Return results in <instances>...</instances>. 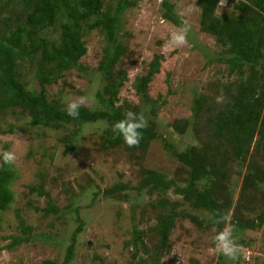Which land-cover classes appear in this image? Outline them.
I'll return each instance as SVG.
<instances>
[{
    "label": "rangeland",
    "instance_id": "rangeland-1",
    "mask_svg": "<svg viewBox=\"0 0 264 264\" xmlns=\"http://www.w3.org/2000/svg\"><path fill=\"white\" fill-rule=\"evenodd\" d=\"M132 1L135 5L124 11L119 19L118 34L128 48V55L125 53L116 66L127 75L116 105L122 101L131 106L138 103L147 121L155 124V132L161 140L179 152L198 147L203 142L202 134L190 128L194 97L201 94L216 99L234 76L226 75L224 65L215 61L208 64V58L216 57L218 46L212 37L198 30L195 0H166L173 5L178 19L187 20L191 25L188 44L183 47L167 46L172 33L180 27L161 17V0ZM226 4L227 1L222 5L220 0L215 14L226 10ZM83 40L86 53L79 60L78 67L65 72L62 80L46 89L48 96L64 107L67 97H88L90 102L83 106H97L94 93L101 89L102 81L96 68L104 43L96 31L89 32ZM157 54L162 55L163 60L147 92L148 99L156 101L157 105L152 115L150 108L135 95L133 81ZM25 68L23 71L27 72V66ZM24 80L32 82L29 74ZM30 85L37 88L33 82ZM182 119H188L189 124L184 133L178 134L173 131L172 124L174 120ZM9 127H13L11 133L0 135V152L6 147V151L16 153L17 160L11 165L14 170L10 185L12 202L6 211L0 212V264H37L43 260L59 264L77 225L72 208H78L83 226L75 237L69 264H138L146 256L140 248L138 251L132 248L133 228L143 230L142 238L147 248L155 243L156 238L144 230L155 223L156 213L148 208V204L160 197L170 203L177 201L175 210L180 215L175 219L168 237L169 246L161 254L158 264H264V226L259 231L239 232L230 222L245 166L253 156L251 147L244 164L234 162L229 165L225 196L231 200L226 212L230 219L216 230L212 225L196 227L190 218L209 220L211 215L182 203L172 189L165 196L139 190L141 174L145 170L164 174L166 179L182 184L180 181L186 167L163 150L160 139L151 142L144 157L137 160L136 155L123 150L111 155L98 151V137L104 127L101 122L82 125L73 140L74 149L66 153L62 136L72 132L74 125L54 131L31 126L26 115L18 118L1 116L0 129ZM261 165L264 168V159ZM38 183L48 198L28 192L29 186ZM119 185H122L121 190ZM114 187L119 191L115 190L112 196L103 195V190ZM258 192L264 193V185L257 186L255 193ZM48 204L54 206L57 213L43 215L41 210ZM258 212L256 207L245 217L251 219ZM18 218L23 227L19 226ZM226 226L232 229L236 242L245 250L237 261L230 260L215 247L218 233ZM23 236L28 238L27 242L8 246L14 238ZM241 240L245 245L240 243Z\"/></svg>",
    "mask_w": 264,
    "mask_h": 264
},
{
    "label": "trees",
    "instance_id": "trees-1",
    "mask_svg": "<svg viewBox=\"0 0 264 264\" xmlns=\"http://www.w3.org/2000/svg\"><path fill=\"white\" fill-rule=\"evenodd\" d=\"M219 1H194L198 10V30L212 37L218 46L216 57L208 58V64L215 61L224 65L226 75H233L234 79L217 94L223 93V103H216V99L209 95L194 97L190 128L202 134L203 142L198 147L179 152L161 140L155 132V124L149 120L139 147L129 148L122 137L112 131V125L123 119L125 112L144 114L138 103L131 106L122 101L116 105L119 91L127 82L125 71L116 66L125 53L128 55V48L118 34L119 19L124 11L135 5L132 0H0V118L26 115L31 126L54 131L74 125L72 132L62 136L64 153L74 149L73 140L84 124H104L98 137V151L105 155L123 150L133 153L140 160L151 142L160 139L163 150L186 167L180 181L182 184H175L164 174L145 170L141 174L139 190L165 196L172 189L171 192L180 197L182 203L211 215L209 220L190 218L195 221L196 227L212 225L216 230L223 227L222 217L231 206V200L225 196L229 165L234 162L244 164L251 147L253 156L245 166L239 198L230 222L239 232L259 231L264 226V193H255L258 185H264V168L261 165L264 159V0H226V10L216 15ZM160 6L161 17L180 27L182 20L173 12V5L161 0ZM91 31H96L104 43L96 68L102 87L94 93L97 106H81L79 118L73 119L66 114L59 101L48 96L46 89L62 80L65 72L78 67L79 60L86 53L83 38ZM162 60V55H153L146 70L135 76L133 81L135 95L150 108L152 115L157 105L156 101L148 99L147 92ZM25 66L27 72L23 71ZM27 74L37 88L30 85L32 82L24 80ZM161 104L164 102L161 101ZM188 124V119L174 120L172 129L182 134ZM12 129H0V135L11 133ZM4 151L6 147H2L0 153ZM13 180L11 165L0 161V212L6 211L12 202L10 185ZM119 188L121 190L122 185ZM115 190L119 191L114 187L102 193L112 196ZM28 192L48 198L39 183L29 186ZM148 205L156 213L155 223L144 232H150L156 241L147 248L142 238L143 230L133 228L132 248L134 251L140 248L146 256L138 264L159 263L161 254L169 246L168 237L175 219L180 215L175 210L177 201L170 203L160 197ZM256 207L259 211L256 216L251 219L245 217ZM41 211L43 215L57 213L56 208L49 204ZM71 211L77 225L59 264H69L72 260L75 237L83 226L78 208ZM18 220L19 226L23 227L22 221ZM27 241L25 236L14 238L8 246ZM240 243L245 245L244 240ZM37 264L56 263L43 260Z\"/></svg>",
    "mask_w": 264,
    "mask_h": 264
},
{
    "label": "clouds",
    "instance_id": "clouds-1",
    "mask_svg": "<svg viewBox=\"0 0 264 264\" xmlns=\"http://www.w3.org/2000/svg\"><path fill=\"white\" fill-rule=\"evenodd\" d=\"M226 0H221L224 5ZM191 31V25L187 20L181 21L180 28L173 32L167 46L168 47H183L188 44L187 36ZM225 97L223 93L216 97V103H223ZM88 97H67L65 100L66 114L73 118L78 119L81 106L89 103ZM147 128V119L143 113H135L127 111L124 113L123 119L115 122L112 125L113 133L119 134L129 148L139 147L143 139V130ZM17 160V155L13 151H4L0 153V161L5 165H12ZM230 219L229 215L222 217L223 222L227 223ZM216 250L232 261H237L244 253V249L236 242L233 231L230 227H225L223 231L219 232L216 237Z\"/></svg>",
    "mask_w": 264,
    "mask_h": 264
}]
</instances>
